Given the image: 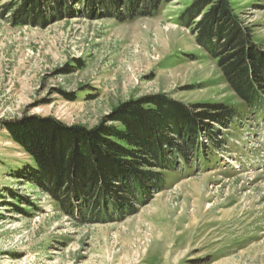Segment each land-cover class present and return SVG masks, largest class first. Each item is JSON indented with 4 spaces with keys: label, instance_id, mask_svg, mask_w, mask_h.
<instances>
[{
    "label": "rangeland",
    "instance_id": "1",
    "mask_svg": "<svg viewBox=\"0 0 264 264\" xmlns=\"http://www.w3.org/2000/svg\"><path fill=\"white\" fill-rule=\"evenodd\" d=\"M5 1L0 264H264V111L247 109L180 25L193 0H164L154 16L131 20L115 18L127 16L114 9L125 0H91L90 6L72 0L71 11L64 4L56 15L43 12L41 22L26 19L20 27L9 22L14 10L2 11ZM230 6L264 54V3L231 0ZM159 96L198 121L202 157L196 161L185 140L165 134L166 142L186 146L188 160L174 161L171 152L170 171L149 168L161 175L158 189L147 185L141 193L131 183L119 193L122 203L105 196L108 211L97 216L74 199L62 205L20 174L33 162L10 139L6 124L40 117L87 131L120 128L109 120L119 107ZM211 106L230 109L232 120L219 119L220 127L196 117L209 110L217 119L219 110Z\"/></svg>",
    "mask_w": 264,
    "mask_h": 264
},
{
    "label": "trees",
    "instance_id": "2",
    "mask_svg": "<svg viewBox=\"0 0 264 264\" xmlns=\"http://www.w3.org/2000/svg\"><path fill=\"white\" fill-rule=\"evenodd\" d=\"M71 1L6 0L2 11L12 13L14 10L9 22L14 27H20L29 24L26 19L41 22L43 12L45 16L56 15L60 7L62 10L66 8L65 5L70 10ZM112 1L114 5L118 2ZM230 1L193 0L181 13L179 23L190 31L195 43L216 62L225 82L247 105V109L262 112L264 54L253 45L249 30L243 27L231 10ZM258 1L264 3V0ZM85 2L91 5V0ZM163 3L164 0H125L122 6H114V9L118 12L123 10L122 14L127 16L115 18L152 17ZM40 4L44 9L42 12ZM158 98L164 97L119 107L120 110L115 111L118 114L109 120L118 122L120 128L100 125L87 131L81 126L65 127L52 118L40 117H23L6 124L10 139L33 162V167H24L20 174L28 177L37 188H45L62 205L68 206L74 199L75 203L86 207L87 214L96 210L97 216H104L108 211L105 196L113 198V205L120 204L119 193L125 189L127 193V186L131 183L141 193L147 185L158 189V184H162L161 175L152 173L150 169L170 171L168 159L171 152L175 155L174 161L188 160L183 155L186 146L166 142L163 138L165 134L173 133L185 140V144L194 149L196 161L200 162L202 157L198 148L199 139L195 137L199 130L195 128L198 121L189 119L184 113H176L172 104ZM145 102L152 107L147 105L144 108ZM212 107L215 112L219 110L217 117L214 115L217 119L208 114L209 110L199 111L201 114L196 117L217 121L220 127L223 125L219 119L232 120L234 113L230 109ZM194 140H197L196 143ZM125 206L128 208L127 204Z\"/></svg>",
    "mask_w": 264,
    "mask_h": 264
},
{
    "label": "bare ground",
    "instance_id": "3",
    "mask_svg": "<svg viewBox=\"0 0 264 264\" xmlns=\"http://www.w3.org/2000/svg\"><path fill=\"white\" fill-rule=\"evenodd\" d=\"M117 187V186H116Z\"/></svg>",
    "mask_w": 264,
    "mask_h": 264
}]
</instances>
